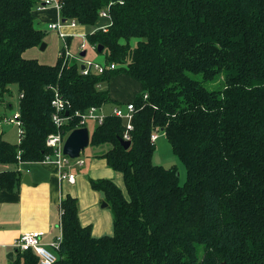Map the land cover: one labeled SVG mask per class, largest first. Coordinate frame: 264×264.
I'll use <instances>...</instances> for the list:
<instances>
[{
  "label": "trees",
  "instance_id": "1",
  "mask_svg": "<svg viewBox=\"0 0 264 264\" xmlns=\"http://www.w3.org/2000/svg\"><path fill=\"white\" fill-rule=\"evenodd\" d=\"M38 1L0 0V97L17 89L20 126L17 144L0 137V165L52 155L55 92L68 102L60 128L68 135L80 127L76 112L127 104L110 99L113 77L141 87L128 102L127 149L114 116L90 136L123 179L125 193L108 179L90 181L111 209L112 234L94 237L66 195L54 264H264V0H56L61 18L84 27L87 43L115 65L87 76L75 60L24 57L46 37L32 15ZM156 132L184 165L183 185L176 169L153 164ZM19 182L18 171L0 172V190ZM15 253L12 264H37L31 252Z\"/></svg>",
  "mask_w": 264,
  "mask_h": 264
},
{
  "label": "crops",
  "instance_id": "2",
  "mask_svg": "<svg viewBox=\"0 0 264 264\" xmlns=\"http://www.w3.org/2000/svg\"><path fill=\"white\" fill-rule=\"evenodd\" d=\"M43 1L44 0L38 1L39 5L33 10L32 15L35 18V21L43 25L45 23L48 29L49 24L57 23L63 19L61 18L60 11L55 6L52 8L46 7L44 9H40L39 6L43 3ZM40 30L45 32L44 29ZM64 32L69 34V37L67 38H70V43H72L73 36H76V38H84L77 35H85L86 29L77 25L75 28H64ZM70 43L67 44L70 45ZM36 48L27 50L24 53V57L28 59L33 58ZM45 48H47V44ZM91 49L95 51L93 47H91ZM83 52H85L84 56H86L87 52ZM118 76H115L112 79H115ZM15 91L17 94V110L13 113V115L18 113L19 95L17 93V89ZM136 94L138 93H134L132 97L124 101L123 98H119L114 95L113 92H109L110 99L116 100L121 104L132 101ZM6 104L8 106H6ZM6 104L1 107L4 111L5 107L11 108L12 106L11 104ZM104 107L105 105L101 107L104 114H110L112 110L105 112ZM0 116V137L11 144H17L20 140L19 124H17L16 128L19 140L15 141L12 136L11 140L7 139L5 136H10L12 130H5L3 127L12 126L16 123L3 122L5 119L12 118L5 113H0ZM84 127L87 128L86 125ZM91 134L92 132H89V136H91ZM87 148L89 149L87 155L89 160L85 161V158H81L79 156L80 159L84 161V164L70 169V172L75 175V180L72 184L60 180L59 169L56 164L51 162L0 165V172L14 170L20 173V182L18 186H16L12 191L0 190V264H12L16 254L13 250V243L21 234L28 232H40L42 234V242L48 244L61 233L60 203L66 195H70L77 199L79 221L81 225L91 227V233L94 237L109 236L112 234V214L101 209L105 208L104 206L100 207L101 200L99 193L102 192L94 190L91 187L90 181L108 179L121 189L123 193H125V188L123 189L124 184L122 175L108 168L105 160L101 157L107 147H92L89 143ZM24 177H27V184L23 182ZM8 254L13 255L12 260L7 258Z\"/></svg>",
  "mask_w": 264,
  "mask_h": 264
},
{
  "label": "built area",
  "instance_id": "3",
  "mask_svg": "<svg viewBox=\"0 0 264 264\" xmlns=\"http://www.w3.org/2000/svg\"><path fill=\"white\" fill-rule=\"evenodd\" d=\"M51 5L55 6L60 11V5L56 0H44L39 7L40 9H44L46 8V6ZM99 17L105 20H109L108 24H110V17L106 10L100 11ZM76 26V22L67 20L65 23H62V21H58L57 23H51L48 25V29L56 31L59 38L63 42L62 50L59 51L58 54V57L62 58L63 64L75 60L78 63L80 67V73L83 76H87L90 73L102 74L105 70L115 69L114 64H103L100 62L91 61L82 64L79 63V56H75L69 51V45L66 42V38L69 37V34L64 32V28H75ZM106 28L107 26H102L103 30H106ZM77 36L84 37V34H79ZM84 47L85 45L82 43L79 47L80 52L84 51ZM51 106L53 108L51 120L57 131L55 133L49 134L46 138L45 144L52 150V155L47 156L43 162H51L56 164L59 169L60 180L72 184L74 183L75 175L70 172V169L75 166H82L84 164V161L80 159V157L72 159L63 154V145L65 139L69 134H62L60 128L69 122V117L66 115L68 102L64 100L57 92H55L51 101ZM133 111V104L127 103L123 106H115L112 109L111 113L108 114L123 121L125 130L122 140L124 141H130L129 133L133 128ZM108 115L104 114L101 107H91L84 113L76 112L75 117L79 118L80 127L78 128H83L88 121L95 122L97 125L101 124ZM3 122L19 124L18 113L14 114L11 119H5ZM158 135L159 134L157 132L151 135V143H155ZM60 231L61 233L48 244L42 242V234L40 232L23 233L13 243V250L14 252L21 253L31 252L34 257H36L37 264H54L58 259V252L63 239L62 230Z\"/></svg>",
  "mask_w": 264,
  "mask_h": 264
},
{
  "label": "rangeland",
  "instance_id": "4",
  "mask_svg": "<svg viewBox=\"0 0 264 264\" xmlns=\"http://www.w3.org/2000/svg\"><path fill=\"white\" fill-rule=\"evenodd\" d=\"M47 8H52L53 5L51 6H46ZM35 26L37 28L40 29H44L46 32V37H45V44H47V48H45V50L40 49V47H37L35 49V53L33 54V58L31 59H36L38 60L40 63L42 64H46V65H52L56 62V58H57V54L60 51V49L62 48L63 44L61 39L59 38L58 34L56 31H52L47 29L46 24H40L37 21H35ZM84 44V51L87 52L86 56L84 57H80V50L79 47L81 44ZM69 51L71 54L75 55V56H79L80 61L79 63H87V62H100L105 64V60H104V55L103 54H99L98 52L94 51L93 49H91V46L87 43V41L85 42L84 38H76V36H73V40L72 43H70L69 45ZM51 62V63H49ZM106 89H109V86L106 87ZM16 88L15 87H11V92L10 94H5L3 97H0V113H5L7 114L9 117H12L13 113L16 112V107H17V94H16ZM110 92H113L114 95L118 96L119 98H123L124 101L129 99L130 97H132L134 95V93H139L140 92V85L131 80L130 78H127L126 76L120 75L118 77H116L115 79H112L110 82ZM123 101V100H122ZM11 104V108H6L5 107V111L3 109H1V107L4 106V104ZM122 105V104H121ZM114 102H110L108 104L105 105L104 107V111H111L112 108L114 107ZM4 111V112H3ZM95 123L92 121H88L86 124V127L88 128V131L91 133L95 127ZM10 127V128H8ZM5 130H12V133H10L9 135H6L5 137H7V139L11 140V136L14 137L13 139L16 141L19 140V135L18 133H16V128H17V124H14L12 126H4L3 127ZM14 130V131H13ZM155 153L152 159V162L154 165H158V166H162L164 168H174L176 169L178 174V183L179 185H183L186 179V170L184 165L180 162V160L172 153L171 147L166 139V137L164 136V134H162V132L159 133L155 143ZM88 148H86L80 155V157L85 158L86 160H89V158L87 157L88 155ZM88 181H90L89 179H87ZM124 189V187H123ZM100 196V207L103 205V203L105 202V197L103 195V193H99ZM103 210H105L106 212L108 211L109 213H111V209L107 206L105 208H101ZM112 214V213H111Z\"/></svg>",
  "mask_w": 264,
  "mask_h": 264
},
{
  "label": "water",
  "instance_id": "5",
  "mask_svg": "<svg viewBox=\"0 0 264 264\" xmlns=\"http://www.w3.org/2000/svg\"><path fill=\"white\" fill-rule=\"evenodd\" d=\"M66 20H62V23H65ZM40 49L44 50L46 47V44L43 42L39 46ZM102 48L98 47L97 52H101ZM81 56L85 55V52H81ZM83 68V67H81ZM90 143V136L87 128H78L73 130L65 139L64 145H63V154L68 156L69 158H78L80 156V153L88 147ZM120 144L127 149L130 146L129 141L120 140ZM178 177V174H177ZM24 183H28L27 177H24L23 179ZM104 207L107 206L106 203H103ZM12 254H8L7 258L12 260Z\"/></svg>",
  "mask_w": 264,
  "mask_h": 264
},
{
  "label": "bare ground",
  "instance_id": "6",
  "mask_svg": "<svg viewBox=\"0 0 264 264\" xmlns=\"http://www.w3.org/2000/svg\"><path fill=\"white\" fill-rule=\"evenodd\" d=\"M80 54H81V53H80ZM80 57H84V56H81V55H80Z\"/></svg>",
  "mask_w": 264,
  "mask_h": 264
}]
</instances>
